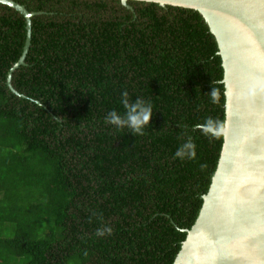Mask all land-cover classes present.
I'll return each mask as SVG.
<instances>
[{
    "label": "trees",
    "instance_id": "obj_1",
    "mask_svg": "<svg viewBox=\"0 0 264 264\" xmlns=\"http://www.w3.org/2000/svg\"><path fill=\"white\" fill-rule=\"evenodd\" d=\"M15 1L41 13L16 67L27 20L0 3V264H173L224 143L201 128L226 120L209 24L155 2ZM124 91L154 108L143 135L106 122Z\"/></svg>",
    "mask_w": 264,
    "mask_h": 264
},
{
    "label": "water",
    "instance_id": "obj_2",
    "mask_svg": "<svg viewBox=\"0 0 264 264\" xmlns=\"http://www.w3.org/2000/svg\"><path fill=\"white\" fill-rule=\"evenodd\" d=\"M130 0H122L129 9ZM199 11L216 36L224 67L226 120L217 171L199 217L173 264H264V0H136ZM27 20L31 12L0 0ZM12 86V72L9 74Z\"/></svg>",
    "mask_w": 264,
    "mask_h": 264
},
{
    "label": "clouds",
    "instance_id": "obj_3",
    "mask_svg": "<svg viewBox=\"0 0 264 264\" xmlns=\"http://www.w3.org/2000/svg\"><path fill=\"white\" fill-rule=\"evenodd\" d=\"M210 98L213 103L219 102L215 87L210 91ZM121 103L124 106L125 112L120 114L117 110L110 111L106 117V122L118 129L127 128L136 136L143 135L145 128L150 125L153 116L154 108L152 104L139 97L134 102L130 101L127 91L122 92ZM201 128L205 134L212 136H219L220 134L219 124L212 118H209ZM175 156L180 159H184L185 157L195 158V146L190 141L186 142L176 151ZM107 232L111 233V228H108ZM97 235L103 236L104 230H98Z\"/></svg>",
    "mask_w": 264,
    "mask_h": 264
}]
</instances>
